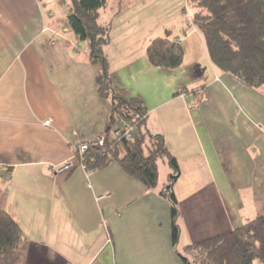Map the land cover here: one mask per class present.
I'll return each mask as SVG.
<instances>
[{
    "label": "crops",
    "instance_id": "0c3cea01",
    "mask_svg": "<svg viewBox=\"0 0 264 264\" xmlns=\"http://www.w3.org/2000/svg\"><path fill=\"white\" fill-rule=\"evenodd\" d=\"M145 1L107 0L97 21L110 26L103 54L114 92L142 103L144 130L161 135L178 164L175 248L170 204L160 194L172 173L166 157L149 190L116 161L93 171L74 162L56 173L74 161L79 142L108 128L112 104L97 91L100 66L79 49L64 0H0V203L27 242L25 264H183L180 245L264 213V90L212 65L192 15L161 31L156 15L139 8ZM165 37L184 53L173 71L145 55ZM198 88L203 100L195 105L186 92Z\"/></svg>",
    "mask_w": 264,
    "mask_h": 264
},
{
    "label": "trees",
    "instance_id": "16d2710c",
    "mask_svg": "<svg viewBox=\"0 0 264 264\" xmlns=\"http://www.w3.org/2000/svg\"><path fill=\"white\" fill-rule=\"evenodd\" d=\"M70 11L66 23L78 40L88 44L89 61L100 66L96 77L101 98H109L112 115L106 136L115 124L116 116L127 120L134 128L133 140H109L102 147L90 146L77 163L87 171L103 169L116 161L122 170L145 189L157 184L156 160L168 159L172 173L161 191L170 204V241L178 244L179 216L173 184L178 177V164L166 149L161 135L144 130L146 111L137 99L118 96L111 85L103 47L109 41V25L98 23V13L107 0H68ZM194 13L191 24L202 35L207 56L221 73L232 76L245 86L264 90V0H191ZM149 63L164 71H173L183 64V49L168 37L155 38L146 47ZM203 88L186 92L199 105ZM76 148L74 154H76ZM110 156V157H109ZM10 170H6L7 175ZM27 242L17 222L0 203V264H25ZM177 253L183 264H264V213L232 231L206 238Z\"/></svg>",
    "mask_w": 264,
    "mask_h": 264
},
{
    "label": "rangeland",
    "instance_id": "374dc122",
    "mask_svg": "<svg viewBox=\"0 0 264 264\" xmlns=\"http://www.w3.org/2000/svg\"><path fill=\"white\" fill-rule=\"evenodd\" d=\"M64 1L67 4V7H64L66 8V11H67V9L70 7V2L68 0H64ZM56 4H59V3H56ZM56 7L57 5L55 7H52V9H55L56 11L60 10L61 12L64 10L63 7L62 8H59V7L56 8ZM114 7L118 9L120 5L119 4L116 5V2H115ZM139 8L142 10V12L148 10L156 15L155 17L156 19H158V21L156 20V22L159 23L161 31L163 29V26L165 25L168 27L169 26L171 27L173 24H176V21L179 20L181 16L183 17V19L186 20L188 19V16H191L194 13L193 3H191V0H146L145 4L139 6ZM71 36L73 37L72 34ZM77 43H78L79 49L84 50L86 48L87 50L88 44L86 42L79 40L77 41ZM194 55L199 58L201 57L199 50L197 54H194ZM189 56L190 54L187 53L186 58H188ZM110 138L111 139L113 138V132L110 133ZM74 162H77V159L72 161V163ZM165 162H166V159H164L163 157L158 158L156 160V168H157L158 177L160 180L165 174L164 172L167 166V163ZM176 252L180 254L183 253V249L181 245L178 247Z\"/></svg>",
    "mask_w": 264,
    "mask_h": 264
},
{
    "label": "built area",
    "instance_id": "2783aa9c",
    "mask_svg": "<svg viewBox=\"0 0 264 264\" xmlns=\"http://www.w3.org/2000/svg\"><path fill=\"white\" fill-rule=\"evenodd\" d=\"M176 42L179 44V41H176ZM115 118H116V121L111 130L113 132V139H117V140L125 139L128 141L133 140L134 134H135V128L127 120L123 119L122 117L116 116ZM45 125L49 126L50 121L45 122ZM106 137H107L106 134H104L97 140H94L91 142H79L77 144L76 154L73 155L72 159L75 160L77 156L78 157L82 156L84 152H86L90 146L97 147V148L102 147ZM72 168H73V163L71 160L69 162H66L62 166V168L57 169L56 173L70 171Z\"/></svg>",
    "mask_w": 264,
    "mask_h": 264
}]
</instances>
